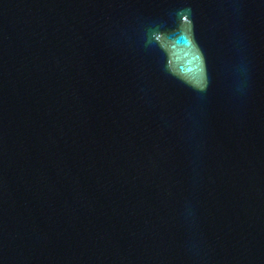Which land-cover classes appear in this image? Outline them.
<instances>
[{
	"label": "water",
	"instance_id": "1",
	"mask_svg": "<svg viewBox=\"0 0 264 264\" xmlns=\"http://www.w3.org/2000/svg\"><path fill=\"white\" fill-rule=\"evenodd\" d=\"M0 264H264V0H0Z\"/></svg>",
	"mask_w": 264,
	"mask_h": 264
}]
</instances>
